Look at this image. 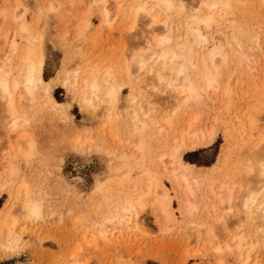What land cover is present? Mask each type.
<instances>
[{"label": "rangeland", "instance_id": "374dc122", "mask_svg": "<svg viewBox=\"0 0 264 264\" xmlns=\"http://www.w3.org/2000/svg\"><path fill=\"white\" fill-rule=\"evenodd\" d=\"M92 1L94 4L97 0ZM177 1L195 6L200 0ZM88 2L91 0H0V37L5 32L15 30V41L22 46L24 35L18 32L17 25L26 22L33 31L36 25L39 26L44 58L42 78L49 84L48 94L42 86L36 91L30 107H25V100H21L24 104L19 106V111L26 122L20 124L21 128L15 134L7 132L6 122L0 123V208L12 210L18 219L15 231L20 234V241L11 252L0 246V264H218L220 259L223 264H240L236 254L216 256L209 249L208 243L200 241L195 220L180 214L179 190L170 174L174 167L170 166L171 161L167 158L165 172L157 162V157L170 143L164 142V137L157 134L150 138L151 133H154L152 130L150 133L135 134L129 125L133 109L130 104L131 90L139 84H146L148 77L146 70L139 74L132 72L126 84L124 69L129 66L125 68L124 64L134 54L147 48V38L151 35L149 31H152L146 25L148 18L139 17L134 25L132 17L128 15L135 6L134 0H107L110 22L106 23L102 6L98 3L88 12ZM259 6L260 0H246L245 6L242 9L239 7L234 13L237 18L245 20L244 27L247 25L252 32L260 33L262 43L264 5L257 11ZM12 11L16 13V19H12ZM166 14L176 25L175 15L170 11H166ZM84 21L88 23L85 28ZM156 26V29L160 28L159 24ZM222 29V25L212 26L213 36L218 42L223 39V34L220 35ZM176 31L174 37L177 33L180 35L179 29ZM3 47L0 45V49ZM3 50L7 51L6 48ZM77 64L81 68L80 72L87 69L86 65L100 68L111 66L116 72V82L120 83L121 92L111 120L106 118V113L96 114L82 102L80 85L76 87L71 77V71ZM247 66L253 68L254 64L244 68ZM255 69L257 80L249 77L256 71L246 70L242 81L234 82L236 85L233 84L234 94L230 98L232 102L229 111L223 108L220 89L216 99L205 98L203 103H191L189 109L177 113L173 119V125H176L167 129L169 141L179 137L184 123L196 115L198 122L189 131L190 134L194 131L206 135L207 131L214 128L215 138L212 143L197 144L195 148H186L182 152L183 161L194 165L192 175L198 171H208L205 168L217 163L218 158H224L225 154H228L226 160L231 157L233 147L240 139L239 134H227L225 131L235 114L232 112L238 111L240 119H243L247 115V107L259 109L258 123L263 122L264 66ZM146 93L150 98V93ZM159 96L153 100L155 114L163 109V100H166L165 95ZM24 107L27 109H22ZM0 116H4L1 111ZM215 116L220 117L222 123H219L220 120L214 123ZM232 122L238 123L237 120ZM141 140L144 145L140 153L136 145ZM19 144L21 146L18 148ZM19 149L29 150L30 155L22 156L17 152ZM9 163L16 166L14 176H10L7 171ZM147 170L160 176L166 188L170 189L175 224L166 228L160 219L156 220L154 213L152 215L147 210L138 221L141 225L139 230L142 231L129 232L124 229L119 233L111 228L101 238L95 231V224L112 211L114 200L119 194L131 193V183L140 182L139 178ZM223 180L220 177L216 183L219 185L226 182ZM19 181H25L29 185L30 198L41 203V216L36 220H25L18 211L20 206L13 191ZM90 238L95 242L88 243ZM256 249L250 262L254 260L264 264V244H259Z\"/></svg>", "mask_w": 264, "mask_h": 264}, {"label": "bare ground", "instance_id": "6f19581e", "mask_svg": "<svg viewBox=\"0 0 264 264\" xmlns=\"http://www.w3.org/2000/svg\"><path fill=\"white\" fill-rule=\"evenodd\" d=\"M134 1L135 6L128 14L133 19L131 23L134 24L139 17H147L146 25L152 31H149L151 35L149 34L150 38H147L149 39L147 48L134 54L130 61L124 64L125 68L129 66L124 69L127 77L126 84L133 73L139 74L143 70H146L149 82L141 86L139 84L136 89L131 90L130 104L133 109L130 122L128 120L131 130L135 134L150 133L152 130L154 133H151V137L148 135L150 138L157 134L164 137L162 139H165L164 142L170 143L169 147L157 157V162L167 172L165 160L170 159V166L174 169L171 168L172 171H168L179 190L177 192H179L181 206L180 214L195 220L200 241L204 244L208 243L209 249L218 257L226 253L236 254L240 264H258L250 260L256 247L264 244V115L261 111L259 112L262 114L263 122L258 123L259 109L247 107V115L243 119H240L238 111L232 112L235 114L230 119V125L226 123L225 131L227 134L233 132L239 134L240 139L239 143H235L231 157L226 160L228 154H225L224 158H218L217 163L206 167L208 171H198L195 175H192L194 165L183 161L182 152L186 148H195L197 144L212 143L215 138L214 128L207 131L206 135L202 134L203 132L197 134L194 131L190 134L189 131L191 132L198 118L196 115L187 120V116L183 129L180 132L178 130L179 137H172L173 139L169 141L167 134V129L176 125H173V119L177 113L183 109H189L191 103L200 104L205 98L216 99L220 89L223 108L229 111L232 102L230 98L234 94L233 84L236 85L235 83L242 81L247 73L246 70L256 71L255 67L264 66V42H260V33L252 32L247 25L245 29V20L237 18L234 13L239 7L242 9L245 6L246 0H200L195 6H189L177 0ZM92 2V0L88 2L90 4L87 5L86 11L90 12L94 5L99 3L103 8L101 11H103L105 22L109 23L107 0H97L94 4ZM263 5L264 0H260L257 11L261 10ZM166 11L175 15L176 25L171 22L172 19ZM15 14L12 11V19H16ZM83 24L85 28L88 23L84 21ZM157 24L160 25L159 30L156 29ZM213 25L223 26L220 33V35L223 34V39L220 42L213 36ZM17 26L21 36L24 35L22 46L15 41V30L5 32L0 37V45L7 50L5 52L3 48L0 49L2 50L0 111L4 115L0 116L2 120L0 123L6 122L5 129L8 128L7 132L10 134H15L21 128L20 124L26 122L19 111L24 104L21 100H25L24 106L28 108L34 101L36 91L42 86L45 87L46 94L49 92V84L42 78L44 58L39 26L36 25L34 31L26 22H20ZM153 27L155 30L152 29ZM177 29L180 35L177 33L178 35L174 37ZM242 38L246 39V43ZM248 64H254L255 67L244 68ZM86 66L87 69L83 72H80L81 68L78 64L73 68L74 70L71 71L73 84H76V87L80 85L78 87L83 103L93 109L96 114L106 113V118L111 120L121 92V85L116 82V72L111 66L104 68L96 65ZM249 77L257 80V71ZM262 87L264 90V85ZM146 92L150 93V98L145 95ZM159 94L165 95L166 100H163V109L157 108L159 112L155 114L153 100L159 98ZM25 107L22 109L26 110ZM262 111L264 113V110ZM219 120L220 117L215 116L213 122L216 123ZM232 120H237L238 123L233 124ZM143 145L144 141H139L136 150L143 152ZM20 146V144L17 145L18 148ZM17 152L25 157L30 155L29 150L20 151L19 149ZM7 171L10 176H14L17 172L16 166L9 163ZM152 171L147 170L139 178L140 182L131 183V193L125 195L123 192L124 195H118L112 205V211L95 224L97 235L104 238L107 230L111 228L119 233L124 229L129 232L139 230L141 227L138 223L139 217L147 210L151 211L152 215L154 213L156 220L160 219L166 228L175 224L176 216L170 189L168 190L161 177ZM220 177L226 182L218 185L216 182ZM28 186L25 181H19L13 196L19 203L18 211L22 218L29 221L41 216V203L30 198ZM5 208H0V246L5 251L11 252L20 241V234L15 231L18 219L12 214V210H5ZM94 242L92 238L88 241V243ZM222 262L220 259L218 264H223Z\"/></svg>", "mask_w": 264, "mask_h": 264}, {"label": "trees", "instance_id": "16d2710c", "mask_svg": "<svg viewBox=\"0 0 264 264\" xmlns=\"http://www.w3.org/2000/svg\"><path fill=\"white\" fill-rule=\"evenodd\" d=\"M187 155H189V154H187ZM187 155H185V158H186Z\"/></svg>", "mask_w": 264, "mask_h": 264}]
</instances>
